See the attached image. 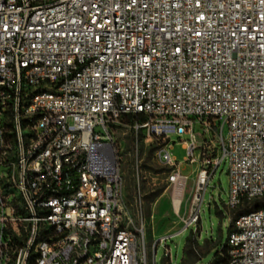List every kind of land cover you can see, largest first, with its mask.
<instances>
[{
    "label": "built area",
    "instance_id": "obj_1",
    "mask_svg": "<svg viewBox=\"0 0 264 264\" xmlns=\"http://www.w3.org/2000/svg\"><path fill=\"white\" fill-rule=\"evenodd\" d=\"M119 128L176 168V213L171 135L197 162L186 228L227 158L228 264H264V0H0V264H151Z\"/></svg>",
    "mask_w": 264,
    "mask_h": 264
},
{
    "label": "rangeland",
    "instance_id": "obj_2",
    "mask_svg": "<svg viewBox=\"0 0 264 264\" xmlns=\"http://www.w3.org/2000/svg\"><path fill=\"white\" fill-rule=\"evenodd\" d=\"M193 133L196 136L197 146L202 150L201 160L208 158L210 153L207 147L202 145L204 140L208 143L213 142L214 151L210 153L211 156L214 154L218 159H222L219 139L215 138L212 132L205 134L203 128L195 124ZM223 134L227 136V126H224ZM116 138L122 158L123 192L132 214L136 215V202L139 199L142 201L143 213L139 221L144 229L150 263L215 264L228 241L232 222L237 214L228 207L230 188L228 159H223L209 181L199 220L193 226L186 228L196 188L198 164L196 162L190 165L185 161L187 151L183 148L184 143L178 136L171 135L169 141L173 146L170 150L171 156L177 163L182 164V175L188 178L184 192L183 189L179 192L183 195V203L180 211L176 213L172 205L173 186L169 181L176 168L160 162L156 145L141 144L136 150L132 130L119 128L116 130ZM181 140L187 141L189 137H182ZM136 159L140 165L139 177L134 170ZM165 238L167 240L161 242ZM189 238L190 242H187ZM185 247L186 253H184ZM167 252L169 255L166 256Z\"/></svg>",
    "mask_w": 264,
    "mask_h": 264
},
{
    "label": "trees",
    "instance_id": "obj_3",
    "mask_svg": "<svg viewBox=\"0 0 264 264\" xmlns=\"http://www.w3.org/2000/svg\"><path fill=\"white\" fill-rule=\"evenodd\" d=\"M213 156H214V154H213ZM248 210H249L248 208H245V209H243V210L237 212L236 217H237L239 214H241V213H245V212H247ZM236 217H235V219H236ZM235 219H234V220H235ZM233 222H234V221H233ZM233 222H232V228H233ZM231 231H232V230H231ZM187 242H190V238L187 240ZM186 252H187V249H186V247H185V249H184V253H186ZM193 252H194V251H192V253H193ZM183 261H184V258H183V260H182V263H183ZM163 264H164V263H163ZM215 264H228L227 243H226V245L223 247L221 255L217 257V259H216V261H215Z\"/></svg>",
    "mask_w": 264,
    "mask_h": 264
},
{
    "label": "bare ground",
    "instance_id": "obj_4",
    "mask_svg": "<svg viewBox=\"0 0 264 264\" xmlns=\"http://www.w3.org/2000/svg\"><path fill=\"white\" fill-rule=\"evenodd\" d=\"M188 180V178H186ZM182 189H179V192L181 191Z\"/></svg>",
    "mask_w": 264,
    "mask_h": 264
}]
</instances>
